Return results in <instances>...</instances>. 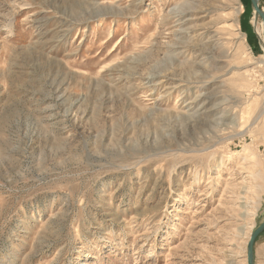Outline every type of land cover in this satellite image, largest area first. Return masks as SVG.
Here are the masks:
<instances>
[{"label": "rangeland", "instance_id": "obj_1", "mask_svg": "<svg viewBox=\"0 0 264 264\" xmlns=\"http://www.w3.org/2000/svg\"><path fill=\"white\" fill-rule=\"evenodd\" d=\"M253 18L250 0H0V264H246Z\"/></svg>", "mask_w": 264, "mask_h": 264}, {"label": "water", "instance_id": "obj_2", "mask_svg": "<svg viewBox=\"0 0 264 264\" xmlns=\"http://www.w3.org/2000/svg\"><path fill=\"white\" fill-rule=\"evenodd\" d=\"M255 17L261 19L264 25V13L259 6V0H250ZM264 50V49H263ZM264 231V222L252 231L246 247V264H254V243L256 238Z\"/></svg>", "mask_w": 264, "mask_h": 264}, {"label": "bare ground", "instance_id": "obj_3", "mask_svg": "<svg viewBox=\"0 0 264 264\" xmlns=\"http://www.w3.org/2000/svg\"><path fill=\"white\" fill-rule=\"evenodd\" d=\"M180 10H182V9H180ZM178 18H179L178 20L182 19V14H179ZM252 23H253V26L256 29V31L260 34V38H261V42H262V48L264 49V25H263L261 19L258 21L257 17L252 19ZM260 26H261V28H260ZM259 63H261V62L259 61ZM243 152L245 153L246 149Z\"/></svg>", "mask_w": 264, "mask_h": 264}]
</instances>
